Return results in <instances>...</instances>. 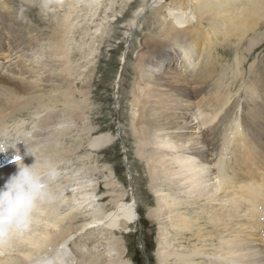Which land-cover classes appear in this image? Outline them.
<instances>
[{
    "label": "bare ground",
    "instance_id": "1",
    "mask_svg": "<svg viewBox=\"0 0 264 264\" xmlns=\"http://www.w3.org/2000/svg\"><path fill=\"white\" fill-rule=\"evenodd\" d=\"M196 2L198 14L194 18L178 16L176 22L170 21L162 30L163 34L156 40L157 51L154 50L159 53L158 56L154 57L153 52L145 61L141 60V55L138 56L135 84L138 87L132 91L134 106L138 107L132 125L140 140L138 156L147 162L151 180L156 182L164 178L163 183L169 190L164 194L158 185L153 187L157 194V208L149 216L162 225L160 244L171 247L170 242H165L167 233L170 234V231L167 232L169 225L174 239L180 243L184 240L192 243L190 247L184 244L183 252H161L159 262L163 264L167 261L163 257L173 255L177 264H264V97L257 102L259 89L264 94V76H259L258 72L257 77L248 83L247 94L252 99V107L242 117L247 132L236 130L232 127V120H229L233 104H236V100L232 102L230 89L232 79L242 75L245 61L236 59L234 66L228 65L221 62L217 54L220 47H240L247 33L261 22L264 1ZM8 5L7 0H0V31L6 21L5 14L9 13ZM204 20L207 26L203 25ZM194 21L198 24H192ZM68 27L69 21H62L58 34ZM51 45L52 54L64 60L63 66L67 64L70 59L67 60L69 54L64 39L57 36ZM213 51L217 53L213 55ZM159 56L165 62L164 72H156L155 59ZM3 57L4 60L0 61V137L8 143H17L0 153V187L17 171L19 161L12 163L14 157L22 156V162L29 166L36 158L37 164L50 160L57 170L61 168L58 164L69 156L68 151L60 153L58 150L62 147L56 148L53 141L54 127L57 128L56 123L63 117L61 110L58 112L55 108L63 105L64 113L74 118L81 117L78 110L84 105L82 99L74 100L75 92L71 90V85L62 91L50 87L39 89L29 73L17 70L20 73L15 75L9 70V73L3 71L10 63L7 55ZM71 66L66 69L65 66L63 70L72 73ZM168 104L173 113L171 116L166 114ZM23 110L45 114L28 129L24 124L26 120L16 117ZM228 130H232L233 141L225 136ZM250 130L253 131L251 134L254 133L251 137L247 136ZM13 131L16 135L33 131L31 136L35 141L27 135L26 138L14 135L15 139L11 140V134H15ZM109 141L110 138L100 136L92 146L99 149ZM223 148H228V153ZM60 183L56 180L52 185L53 191L58 188L56 199L37 211L31 228L13 239L9 246L0 247L1 251H6V255L0 257V264L113 263V259L111 263L103 262L98 255L90 257L86 239L85 242L82 241L84 238L77 242L74 235L79 237L90 228L103 224L127 230L129 224L135 222L134 202L124 203L123 199H116L113 202L115 208L118 206L116 212L84 217V222L76 227L75 212L80 211V207L75 205L70 214H65L62 208L65 200L62 198L68 196L70 203H77L80 197ZM187 198L192 199L184 207L181 203ZM108 228L104 230L109 232ZM179 249L182 250L181 247Z\"/></svg>",
    "mask_w": 264,
    "mask_h": 264
},
{
    "label": "rangeland",
    "instance_id": "2",
    "mask_svg": "<svg viewBox=\"0 0 264 264\" xmlns=\"http://www.w3.org/2000/svg\"><path fill=\"white\" fill-rule=\"evenodd\" d=\"M7 1L10 8L7 9L9 13L5 14L6 21L0 31V57L1 54L7 55L10 63L3 71L15 75L21 71L29 73V77H33L31 80H36L39 89L50 87V89L62 91L71 85V90L75 92L74 100L82 99L84 103V107L78 110L81 117L67 116L61 104L58 105L59 108H55L57 111L61 110V117L62 115L63 117L59 119V123H56L57 128L54 127L57 132L54 130L53 141L56 143V148L62 147L58 150L61 151L60 153L64 154L63 151H68L67 157L69 156L64 162L58 164L61 168L58 169L57 182H61L62 187H68L69 192L73 190L75 195L80 197L77 203H70L71 199L68 196L62 198L65 201L62 202L63 207H61L65 210V214H70L75 205L80 207L78 209L80 211L75 212L77 218L74 226L77 227L84 222V217L116 212L118 206L115 208L113 203L116 199H123L124 203L134 202L136 218L134 223L129 224L127 230L113 229L108 224H103L101 227L90 228V231L79 237L74 235V239L77 242L81 241V238H84L82 240L84 242L86 239V248L90 250V257L98 255L103 262L110 261V263L113 259L111 264H120L118 262L162 264L159 262L161 252L165 253L166 250L170 254L179 253L183 252V246L190 247L191 242L186 243L184 240L180 243L173 238L174 232L170 225L168 231L166 230L170 231V234L167 233L165 242H170L171 247L169 245L162 247L160 244L162 225L159 220L149 216V213L156 211L157 208V194L153 187L156 188L158 185L159 189H163L164 194L169 190L167 184L163 183L164 178L156 182L151 180L147 162L138 156L140 140L132 126L134 112L137 113L138 107L134 106L132 91L138 87L135 85L138 56L141 55L142 61L150 58L153 52L154 57L158 56L159 53L155 52L158 43L156 40L161 37L168 23L176 22L178 16L194 18L198 14L196 11L198 0ZM182 13L185 15L183 16ZM65 20L69 21V27L65 31L62 30L63 34L61 31L58 34V28ZM260 21L258 26L242 39L240 47L230 45V48L220 47L219 50L217 49L218 53L213 51V55L217 53L219 60L228 65L234 66L236 59L239 62L245 61L241 69L242 75H238L237 80L232 79L230 92L233 95L232 102L236 100V104H233V111L229 116L232 127L243 132H247V126L243 123L242 117L245 111L248 112L247 109L252 107V99L247 94V85L253 77H257L258 72L261 73L259 76H264V13ZM192 24H198V22L194 21ZM203 25L207 26L208 23L204 20ZM57 36H61L68 47L70 57L67 56V60H70L67 64L71 61L68 66L67 64L63 66L64 60L52 54L51 41ZM3 56L0 61L4 60ZM155 60L156 72H164V60L160 56ZM69 66L72 67V73L68 70L66 73L63 70L64 67L66 69ZM27 69L28 71H25ZM134 86L137 87L134 88ZM258 93L257 102H261L264 94L260 89ZM248 102L249 106H246ZM168 106L166 114L171 116L173 113L169 104ZM30 112L23 110L16 116L18 119L26 120L24 124H27L28 129L45 114ZM234 114L235 117H233ZM64 130L67 131L64 132ZM228 131L225 136L232 139L233 136L230 135L232 130ZM251 132L253 131L250 130L247 136H253L254 133L251 134ZM32 133H24L23 138L27 135L29 139H34L31 136ZM14 135L16 133L11 134V140L15 139ZM23 135L17 133L16 137L20 138ZM100 136H106L110 138V141L97 149L92 145L93 141ZM223 150L228 153V148ZM20 158L22 159V156ZM54 192L57 193L58 188H55ZM84 196L88 197L87 200L82 199ZM182 198L185 197L182 196ZM191 199H184L181 205L187 206V202ZM105 228L110 231L106 230V232ZM66 247L72 248L70 245ZM5 255L6 251L0 250V257ZM172 256L163 257V260H167L163 262L177 264L176 257Z\"/></svg>",
    "mask_w": 264,
    "mask_h": 264
},
{
    "label": "clouds",
    "instance_id": "3",
    "mask_svg": "<svg viewBox=\"0 0 264 264\" xmlns=\"http://www.w3.org/2000/svg\"><path fill=\"white\" fill-rule=\"evenodd\" d=\"M16 143H8L0 137V153L6 152L9 146L15 147ZM11 162H18L17 171L0 187V247L9 246L13 239L27 232L37 211L53 202L57 195L52 185L59 172L52 161L37 164L35 158L29 166L21 158L14 157Z\"/></svg>",
    "mask_w": 264,
    "mask_h": 264
},
{
    "label": "snow or ice",
    "instance_id": "4",
    "mask_svg": "<svg viewBox=\"0 0 264 264\" xmlns=\"http://www.w3.org/2000/svg\"><path fill=\"white\" fill-rule=\"evenodd\" d=\"M17 159H19V157H17Z\"/></svg>",
    "mask_w": 264,
    "mask_h": 264
}]
</instances>
